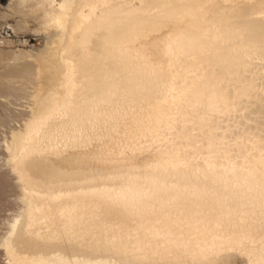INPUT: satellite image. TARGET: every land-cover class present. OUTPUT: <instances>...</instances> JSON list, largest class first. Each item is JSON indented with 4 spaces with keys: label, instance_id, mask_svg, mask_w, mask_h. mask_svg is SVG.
I'll use <instances>...</instances> for the list:
<instances>
[{
    "label": "bare ground",
    "instance_id": "obj_1",
    "mask_svg": "<svg viewBox=\"0 0 264 264\" xmlns=\"http://www.w3.org/2000/svg\"><path fill=\"white\" fill-rule=\"evenodd\" d=\"M17 3L57 32L2 140L7 264H264V0Z\"/></svg>",
    "mask_w": 264,
    "mask_h": 264
},
{
    "label": "rangeland",
    "instance_id": "obj_2",
    "mask_svg": "<svg viewBox=\"0 0 264 264\" xmlns=\"http://www.w3.org/2000/svg\"><path fill=\"white\" fill-rule=\"evenodd\" d=\"M17 2L18 0H0V38H2L1 35L6 38L5 44L0 45V84L4 83L7 85L10 83V86L17 88V92L12 91L14 96L11 94L6 100L4 97H0V166L2 163L4 165V157L7 155V152L4 151L5 148L1 149V147H5L4 144L2 146V140L5 142L6 138L10 139L7 134L11 135L13 128L18 129L21 127L22 120L29 115L30 111H32L31 109L35 106L36 100L41 95L38 94V96L37 93L41 91L43 85L42 92H45L51 80L48 74H45V71H41L45 70V65L42 64L39 67L38 59L56 48V45L53 44L56 38L55 33L57 32L56 24L54 22L48 25L44 24L45 21L41 17L40 10L32 8L31 4L20 5ZM21 50L26 52H21ZM26 65H33V67L39 68V71H37L39 75H35V80L38 78V81H40L38 86H35V82L38 83L37 80L30 82L21 75V71ZM34 87L38 88V91ZM29 91L33 95H27ZM17 191L13 176L9 175L6 170H0V200H2L0 203V264H7V258L3 254L5 247H2L1 236H3V232L5 233L4 230L8 228L7 223L4 222L7 221L6 218L8 217L10 221L13 218L11 216L19 210L18 204L20 205V202L17 199L19 191ZM8 196L12 197V199H8ZM5 208L13 211H8Z\"/></svg>",
    "mask_w": 264,
    "mask_h": 264
},
{
    "label": "built area",
    "instance_id": "obj_3",
    "mask_svg": "<svg viewBox=\"0 0 264 264\" xmlns=\"http://www.w3.org/2000/svg\"><path fill=\"white\" fill-rule=\"evenodd\" d=\"M2 36V38H0V45H3V44H5V37H3V35H1Z\"/></svg>",
    "mask_w": 264,
    "mask_h": 264
}]
</instances>
